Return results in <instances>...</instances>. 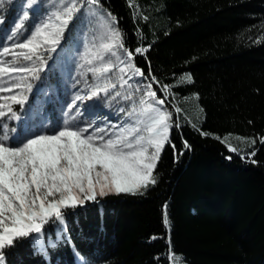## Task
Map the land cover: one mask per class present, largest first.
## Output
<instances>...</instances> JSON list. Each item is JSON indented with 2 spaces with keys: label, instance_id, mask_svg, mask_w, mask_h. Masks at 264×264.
Wrapping results in <instances>:
<instances>
[{
  "label": "trees",
  "instance_id": "trees-1",
  "mask_svg": "<svg viewBox=\"0 0 264 264\" xmlns=\"http://www.w3.org/2000/svg\"><path fill=\"white\" fill-rule=\"evenodd\" d=\"M100 2L129 50L148 49L135 63L145 75L151 69L157 96L171 87L165 107L179 119L171 131L176 150L165 146L157 183L144 195L109 194L64 209L66 232L50 220L44 251L31 234L4 250L5 264H79L78 255L90 264H264V0ZM13 22L6 16L0 24V45ZM78 28L69 25L54 71L42 75L22 116L34 120L44 100L35 122H58L76 79Z\"/></svg>",
  "mask_w": 264,
  "mask_h": 264
},
{
  "label": "snow or ice",
  "instance_id": "snow-or-ice-1",
  "mask_svg": "<svg viewBox=\"0 0 264 264\" xmlns=\"http://www.w3.org/2000/svg\"><path fill=\"white\" fill-rule=\"evenodd\" d=\"M12 2L0 0V9ZM35 5L47 11L33 20L28 9ZM21 7L22 14L0 45V264H5L6 248L31 234H38L32 239L44 251L45 224L58 222L67 231L64 209L109 194L144 195L157 183L154 173L165 146L176 150L171 131L180 127L178 116L173 121V113L165 107L168 96L174 95L171 87L161 86L165 95L158 97L153 84L159 82L151 69L145 75L135 63V57L148 49L126 47L118 21L103 10L100 0H23ZM28 21H33L30 28ZM73 21L79 24L80 43H73L81 70L73 86L82 82L83 87L65 106L56 130L36 134L25 129L18 135L10 123L21 120L41 74L54 71L48 61L52 53L64 51L65 32ZM89 100L95 103L86 108ZM121 101L130 102L118 109L125 113L124 119L100 126L93 110ZM15 105L20 106L19 112ZM184 146L189 147L187 141ZM229 151L236 149L229 146ZM49 246L55 244L49 241ZM173 257L170 252L169 260ZM80 260L90 264L86 257Z\"/></svg>",
  "mask_w": 264,
  "mask_h": 264
},
{
  "label": "rangeland",
  "instance_id": "rangeland-1",
  "mask_svg": "<svg viewBox=\"0 0 264 264\" xmlns=\"http://www.w3.org/2000/svg\"><path fill=\"white\" fill-rule=\"evenodd\" d=\"M21 2H23V0H13V2L11 4H6L3 9H0V15H3V18H5L6 16L12 17V21H14L13 23H15L16 19H17V18H15V16L18 17L19 15L22 14V11H23L22 10L20 12L18 10L19 9L18 6L20 7ZM41 3H44V0H41ZM39 10H41L42 12H45V11H47V8L46 7L42 8V7H40V5H35V6H33V9H28V11H30V12H38ZM35 18L36 17H33V19H35ZM28 22H30V21H28ZM67 32H65V36L67 35ZM51 55H52V59H50L48 61V64L50 67H54L56 60L58 59V57L56 56L57 53H52ZM67 57H70L69 48H68L67 52L63 55L62 59L60 60L61 61L60 65L67 66L66 64L70 63V61L67 59ZM75 66L77 67V65H75ZM80 71L81 70L77 67V72L75 75L76 76L75 82L78 79H80V76H79ZM43 74L44 73H42L41 76ZM89 79H90V74H89ZM136 79H139V78H136ZM75 82L73 83V85L75 84ZM39 83H40V81L35 82V87ZM35 87L33 88L32 93H34ZM82 87H83V83L81 82L80 84L76 85L75 87L72 86L71 88H69L70 90L64 94V96H63L64 101L62 103V105H64V107L62 109H58V112L60 113L61 116H60V118H58L59 120L57 123L52 122L49 124L47 122H37V123L35 122L38 117L43 115V111L40 112L39 109H41V103H43L44 100H37V102L34 106V110H35L34 120H30L29 118H25V117L21 116L22 118L19 122L11 121L10 127H17V134L18 135L22 134L25 131V129H28L30 132L36 133V134H39L42 132L51 133L52 131L56 130V128L61 124V122L64 118L62 113L65 110V106L72 100L73 94L76 91H78L79 88H82ZM43 91L45 93L46 89H43ZM71 91H72V93H71L72 96L69 95ZM32 93L29 96H31ZM94 103H95L94 100H89V101L85 102L84 106L87 108L88 105H92ZM128 103H130V102H124V101H121L120 103L114 102L110 107L107 105H98L97 108L93 110L94 116L97 120V123L100 126H103L109 122L119 123L120 121H122L124 119L125 113L119 112L118 109L121 106L127 107ZM14 107L17 110L18 105H15ZM73 111H75V110H73ZM97 113H101V116H98ZM44 124H47L48 127L47 128L43 127ZM40 131H42V132H40ZM85 203H86V201H85ZM79 261H81V260L79 259Z\"/></svg>",
  "mask_w": 264,
  "mask_h": 264
}]
</instances>
